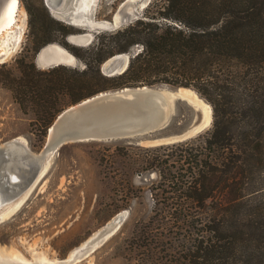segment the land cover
<instances>
[{"label": "trees", "instance_id": "obj_1", "mask_svg": "<svg viewBox=\"0 0 264 264\" xmlns=\"http://www.w3.org/2000/svg\"><path fill=\"white\" fill-rule=\"evenodd\" d=\"M26 8L33 55L60 42L85 65L40 70L23 55L18 75L0 66V86L45 134L69 106L123 88H189L212 106L211 130L150 157L160 181L131 241L141 264H264V0H155L87 47L67 41L81 30L44 0ZM118 54L129 66L109 77L102 65Z\"/></svg>", "mask_w": 264, "mask_h": 264}, {"label": "rangeland", "instance_id": "obj_2", "mask_svg": "<svg viewBox=\"0 0 264 264\" xmlns=\"http://www.w3.org/2000/svg\"><path fill=\"white\" fill-rule=\"evenodd\" d=\"M154 1L75 0L73 7L72 0H67L61 12L64 17L74 14L94 22H113L118 16L120 26L125 27L140 18ZM17 20L18 27L13 28L18 36L9 47L5 46L9 30L3 29L0 36V55H5L0 59V66L8 64L16 75L19 74L17 59L33 55L26 0H20ZM76 28L81 32L67 39L74 45L77 36L90 33L93 43L97 33L107 30V27L99 32H96L99 27L91 31L82 26ZM50 48L69 51L60 42L45 46L33 55L38 69H47L50 60L44 59V53ZM68 67L83 70L85 65L74 57ZM202 100L198 98L204 105L202 109V106L177 100L169 124L157 135L172 136L190 128L200 121L203 111L208 110L205 104L212 111V121L194 138L211 130L212 106L204 98ZM42 127L36 111L25 113L11 90L0 86V145L21 138L28 150L37 154L43 150L48 134ZM176 144L179 143L146 145L118 140L62 146L29 193L0 207V264L143 263L131 241L138 226L156 207L153 194L160 177L149 160L154 155L166 153L159 148ZM118 216L120 220L115 223Z\"/></svg>", "mask_w": 264, "mask_h": 264}, {"label": "water", "instance_id": "obj_3", "mask_svg": "<svg viewBox=\"0 0 264 264\" xmlns=\"http://www.w3.org/2000/svg\"><path fill=\"white\" fill-rule=\"evenodd\" d=\"M66 1L44 0L52 16L63 20L68 25L82 26L88 31H91L93 27H99L97 30L94 28L96 32H99L102 27H107L106 31L121 28L118 16L113 22H94L74 14L64 17L61 11L65 8ZM74 2L75 0H72L73 7ZM75 38L77 46L92 44L90 33ZM130 57V54H118L109 58L102 65V72L109 77L124 73L129 66ZM60 65L68 66L59 60H50L46 67L49 69ZM163 87L169 86H143L108 91L68 107L58 115L49 128L43 150L36 154L30 153L27 148L22 156L24 160L22 164L18 161V154L12 150V146L21 141L13 139L0 145V192L4 195L0 207L29 193L44 175L51 158L66 144L129 140L146 145H166L182 143L202 133L208 126L205 111L199 122L183 132L164 137L157 135L158 131L169 124L177 100L201 106L193 95L183 90L192 91L202 100L192 89L181 87L172 90ZM10 173H16L20 180H13ZM120 216L114 219L115 223L120 220Z\"/></svg>", "mask_w": 264, "mask_h": 264}, {"label": "bare ground", "instance_id": "obj_4", "mask_svg": "<svg viewBox=\"0 0 264 264\" xmlns=\"http://www.w3.org/2000/svg\"><path fill=\"white\" fill-rule=\"evenodd\" d=\"M19 7H20V0H17V2L15 4L11 3V0H0V13L3 14V20H2V22H0V28L2 27V30H0V36H1V32L3 31V29L9 30L8 33H7V37H6L8 40L5 41V46L6 47H9V45H11V43H13L16 40V37L18 36L16 34L17 33L16 28H13V27L14 26L18 27L17 26V23H18L17 22L18 21L17 20V15H18ZM14 35H15V37H14ZM3 38H5V37H3ZM50 49L51 50H47L44 53V59H46V60L47 59H49V60H59V61L63 62L64 64L68 65L70 62H72V59L74 58L66 50L60 51L57 48L56 49L50 48ZM3 56H5V55H0V59H3ZM183 91L193 95L194 98L198 101L197 95L194 94L192 91H190V90H183ZM199 102H200V105L204 107V105L201 104L202 101H199ZM205 105H206V107L208 109L207 110L208 113H207L206 109H205V112H206V118H207L208 124H209L211 122L212 111L210 110V108H209V106L207 104H205ZM18 140L21 141V143L14 144L12 146V150L16 154H18L17 155L18 156V161H19L20 164H22V161H24L22 156L26 152L27 144L21 138L20 139L18 138ZM10 176H11V178L13 180H20L19 176L16 173H10ZM3 198H4V195H2V193L0 192V203H1V201H3Z\"/></svg>", "mask_w": 264, "mask_h": 264}, {"label": "snow or ice", "instance_id": "obj_5", "mask_svg": "<svg viewBox=\"0 0 264 264\" xmlns=\"http://www.w3.org/2000/svg\"><path fill=\"white\" fill-rule=\"evenodd\" d=\"M17 2V0H11V3L15 4ZM3 20V14L0 13V22H2Z\"/></svg>", "mask_w": 264, "mask_h": 264}]
</instances>
